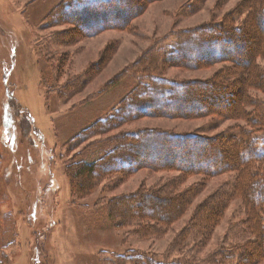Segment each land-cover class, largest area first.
<instances>
[{"label": "rangeland", "instance_id": "obj_1", "mask_svg": "<svg viewBox=\"0 0 264 264\" xmlns=\"http://www.w3.org/2000/svg\"><path fill=\"white\" fill-rule=\"evenodd\" d=\"M63 1L0 0V264H114L116 256L129 251L197 264H264L253 256L246 261L240 248L251 246L253 238L240 196L229 195L220 213L206 217L211 222L203 231L192 223L204 202L219 192L230 193L238 178L232 168L205 176L144 166L102 174L91 191L77 197H72L65 170L88 142L101 151L121 133L157 129L235 136L245 126L244 119L209 113L141 115L71 146L77 134L109 115L132 91L136 81L130 68L148 50L173 43L176 31L211 21L228 19L238 26L250 20L248 26L253 27L250 0H150L126 26L91 35L78 29L77 34L73 24L50 14ZM250 35L242 51L248 57L261 45L258 35ZM253 62L264 68V56L257 54ZM232 68L243 70L229 61L196 67L165 63L158 69L173 80L202 81L228 73V81ZM71 81L78 85L66 98L51 90ZM245 93L264 103L263 90L249 86ZM245 109L250 112L252 107ZM90 148L79 157L88 159ZM162 189H171L160 191L163 197L190 189L193 193L162 231L139 236L135 223L111 224L109 199ZM146 206L163 214L159 206Z\"/></svg>", "mask_w": 264, "mask_h": 264}, {"label": "trees", "instance_id": "obj_2", "mask_svg": "<svg viewBox=\"0 0 264 264\" xmlns=\"http://www.w3.org/2000/svg\"><path fill=\"white\" fill-rule=\"evenodd\" d=\"M147 1L150 0H65L50 14L55 16V20H66L73 24L77 34L79 30L81 34L91 35L105 28L126 26L128 19L139 13ZM249 11L253 27L248 26L250 20L238 26L230 24L228 19L211 21L176 31L174 42L166 49L158 47L148 50L143 56L145 60L141 58L129 70L136 81L132 91L109 115L77 134L71 146L76 147L96 134L141 115L189 117L209 113L244 119L245 126L240 127L232 137L141 129L114 136L111 145L101 151L96 147L91 149L93 141H90L65 166L72 197L86 195L96 186V179L102 174L129 173L144 166L174 168L181 173H201L205 176L232 168L237 171L238 178L230 193L219 192L204 202L192 223L198 231H203L206 222H211L206 217L220 213L229 195L240 196L248 215L249 234L253 236L251 246L242 245L240 248L246 261L252 256L264 260V103L249 98L245 93L249 86L264 91V68L257 67L253 62L257 54L264 56V0H250ZM258 24L260 29L257 31L255 26ZM253 33L261 38V45L258 52L252 51L249 57L244 56L243 47ZM220 61H229L243 70H229L232 79L228 81L224 77L228 73L202 81H180L162 76L158 69L165 63L196 67ZM240 71H244V74ZM77 85V81H71L62 86L56 84L51 90L63 99L69 89H75ZM234 104L235 111L227 110ZM248 105L252 107L250 112L245 109ZM89 148L91 156L88 159L80 158ZM182 177L178 179L182 180ZM171 189L139 190L128 196L109 199L107 212L111 224L123 227L135 223L134 232L139 236H145L147 231L157 234L186 208L193 194L191 189L165 197L160 194V191L169 193ZM148 204L159 206L163 214L148 209ZM113 262L197 264L160 259L137 251L116 256Z\"/></svg>", "mask_w": 264, "mask_h": 264}]
</instances>
